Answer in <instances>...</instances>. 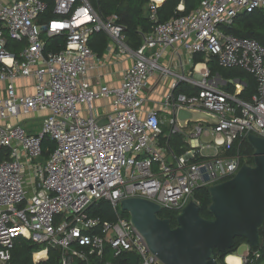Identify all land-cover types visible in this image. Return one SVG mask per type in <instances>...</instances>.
I'll return each instance as SVG.
<instances>
[{
    "label": "built area",
    "instance_id": "built-area-1",
    "mask_svg": "<svg viewBox=\"0 0 264 264\" xmlns=\"http://www.w3.org/2000/svg\"><path fill=\"white\" fill-rule=\"evenodd\" d=\"M51 2L52 17L41 22L50 8L46 0H0V84L6 85L0 98V264H11L19 239L42 248L33 254L35 264L45 262L50 249L62 251L61 264H89L92 257L98 264H121V259L132 264L131 257L135 264H162L118 207L138 198L178 214L195 201L197 189L226 182L249 165L241 154L225 152L250 134L264 138V46L222 28L241 13L264 8V0H201L193 12L164 22L157 14L163 0H150L152 28L141 35L136 50L126 44L115 15L103 17L88 0ZM177 10L183 12V4ZM101 32L108 37L105 52L133 60L114 89H94L84 80L100 63L89 43ZM54 38L62 39L60 50L47 51V40ZM8 41L23 47L10 50ZM166 49L241 69L253 78L255 95L245 102L237 97L240 91L223 92L204 67L196 72L197 80L182 77L197 93L175 94L172 85L162 102L165 122L158 111L144 115L142 92L152 74L162 70ZM18 79L32 80V92L19 93ZM105 98L112 99L110 111L98 117L94 102ZM179 107L206 112L219 123L181 129L175 119ZM38 117L39 129L31 132L24 120ZM164 126L168 138L184 137L189 147L184 154L176 155L164 141ZM205 150L213 154L204 156ZM101 202L110 206L115 220L89 214ZM231 257L238 263L229 262ZM224 264H264V234L257 247L227 255Z\"/></svg>",
    "mask_w": 264,
    "mask_h": 264
},
{
    "label": "water",
    "instance_id": "water-1",
    "mask_svg": "<svg viewBox=\"0 0 264 264\" xmlns=\"http://www.w3.org/2000/svg\"><path fill=\"white\" fill-rule=\"evenodd\" d=\"M175 119L181 129L190 123H219L211 114L185 107L177 108ZM246 142L253 150V164L243 165L232 179L209 188L210 219L201 217L199 205L190 201L176 215L172 228L168 218H159L161 208L156 204L138 198L121 202V209L162 264H219L214 251L225 256L237 238L251 247L259 245L264 225V138L250 134ZM130 260L136 263L135 257Z\"/></svg>",
    "mask_w": 264,
    "mask_h": 264
},
{
    "label": "trees",
    "instance_id": "trees-1",
    "mask_svg": "<svg viewBox=\"0 0 264 264\" xmlns=\"http://www.w3.org/2000/svg\"><path fill=\"white\" fill-rule=\"evenodd\" d=\"M50 4L49 10L41 17L40 21L44 22L52 17V2L46 0ZM92 7L100 12L103 17H109L115 15L117 23L123 27V33L126 38V44L133 50L140 47L142 43L141 35L147 34L151 31L152 23L148 20L147 15V4L150 0H88ZM201 0H164L162 5L157 9L159 22L167 21L177 16L187 15L196 10ZM183 4L184 11L179 12L178 6ZM222 30L231 35H235L242 38H250L258 41L264 46V8L256 9L250 13L244 12L239 14L233 21L231 26L223 27ZM11 41H8L10 44ZM63 41L61 38H54L47 40L46 50L47 51H59ZM108 45V37L105 33L94 34L90 40L89 47L92 52L99 58L106 51ZM202 54H194V63H201L204 59ZM207 70L209 77L218 75L221 79L226 81L225 85L221 87V90L225 93L235 94L234 83L239 80L243 83V91L237 96L242 101L248 102L253 95L256 93V84L253 78L246 72L239 69H223L218 66L216 60L212 57H208ZM190 86V85H189ZM185 87V90L177 91L176 94L186 93L194 94L199 91L198 88L190 86ZM165 138L164 141L168 140V146L178 156L184 154L188 149V144L185 142L184 137L181 134H175L167 137V130H163ZM45 147L52 151L53 146L50 142H45ZM239 153L246 159L247 164H253V150L247 144L246 139H238L233 143L225 152L226 155H235ZM48 155V154H45ZM244 163V162H243ZM208 188L197 189L194 194V199L200 207V216L206 219H210L211 216L207 211V207L210 204V197ZM172 213V214H170ZM89 214L92 216H99L103 220L113 221L115 215L111 210L110 206L106 202H101L89 210ZM173 212L161 211L158 215L159 218H168L171 221L172 228L176 227L175 218H171ZM264 234V226L260 229V237ZM246 243L243 238L235 239V243L232 249L228 250L226 255H222L217 251H214L215 259L219 264H224V258L227 255L233 254L238 247ZM42 248L34 245L25 239H19L15 242L14 248L11 251V264H35L33 262V254ZM254 249V247H251ZM62 251L52 250L48 252V259L45 262L38 264H61ZM121 264H126L125 259L118 260ZM76 264H84L77 262ZM89 264H98L96 261H91Z\"/></svg>",
    "mask_w": 264,
    "mask_h": 264
},
{
    "label": "crops",
    "instance_id": "crops-1",
    "mask_svg": "<svg viewBox=\"0 0 264 264\" xmlns=\"http://www.w3.org/2000/svg\"><path fill=\"white\" fill-rule=\"evenodd\" d=\"M9 49L20 50V45L18 43L11 42L9 44ZM176 54H178L179 57H176ZM208 61L209 59L204 57L201 63H194L193 55L183 49L164 50L162 58L159 61L162 70L155 71L152 74L148 87L142 92L145 99L142 108L143 114L146 115L152 110L158 111L162 121L165 122L168 112L166 110H162V102L164 97L171 91L172 85L176 84L175 90L177 89V91L180 90V92H182V90H185V87L188 88L189 86L187 81L189 79L188 77L192 76L194 80L199 79L196 72L204 67L207 69ZM132 64L133 60L129 56H117L111 52H104L101 56L98 67L88 71L84 76V80L94 89H97L101 85L114 89L121 84L124 72L130 68ZM182 77L187 78V80L182 79ZM210 80H213L216 87L220 90L226 83V81L221 79L218 75L212 76ZM229 83L232 82L229 81ZM32 84V80L25 79H18L15 82L19 93H31L32 89H30V87ZM26 86H29V90L25 89L27 88ZM5 87V84H0V98L5 93ZM236 92L237 91H235V93ZM111 102V98L97 99L93 105L95 115L98 117L106 115L110 111ZM37 122H40V117L33 120H24V123L27 128L31 130V132L38 131H32L33 127L37 126ZM164 129L167 130L166 126L163 127V130Z\"/></svg>",
    "mask_w": 264,
    "mask_h": 264
},
{
    "label": "rangeland",
    "instance_id": "rangeland-1",
    "mask_svg": "<svg viewBox=\"0 0 264 264\" xmlns=\"http://www.w3.org/2000/svg\"><path fill=\"white\" fill-rule=\"evenodd\" d=\"M19 44V43H18ZM20 45V49H22V44H19ZM233 69H238V68H233ZM239 70H241V69H239ZM236 82H240L239 80H237ZM234 86H235V90L236 91H240V92H242L243 91V89H241L239 86H237V85H235L234 84ZM196 124H200V123H196ZM36 125L37 126H35V127H33V130L32 131H37L38 130V128H39V125H40V122L38 123H36ZM190 125H195L194 123H190ZM203 125V124H202ZM202 139V141H203V143H208V142H210L211 141V138H201ZM213 154V151L212 150H205L204 151V156H211ZM42 164H44V158H41L40 160H39ZM118 214L119 215H121V216H123V217H125V218H129V215L127 214V213H124L123 212V210L121 209V206L120 207H118ZM170 214H172V213H170ZM176 215L177 214H174L173 213V215L171 216V218H176ZM130 219V218H129ZM250 246V245H249ZM247 247H248V244L247 243H243V244H241L239 247H238V249L233 253V255H235V256H240V255H242L245 251H246V249H247ZM255 248V247H254ZM107 258H109V257H107ZM33 259H34V256H33ZM90 260L91 261H93V262H95L94 260H96L94 257H92V258H90ZM109 260H113L112 258H111V256H110V259ZM75 262V264L78 262V261H74ZM85 264V263H84Z\"/></svg>",
    "mask_w": 264,
    "mask_h": 264
},
{
    "label": "bare ground",
    "instance_id": "bare-ground-1",
    "mask_svg": "<svg viewBox=\"0 0 264 264\" xmlns=\"http://www.w3.org/2000/svg\"><path fill=\"white\" fill-rule=\"evenodd\" d=\"M228 261H229V262L238 263V259L235 258V257L228 258Z\"/></svg>",
    "mask_w": 264,
    "mask_h": 264
}]
</instances>
